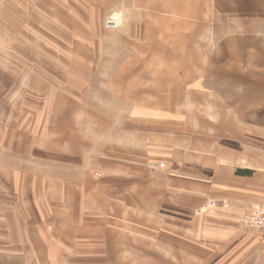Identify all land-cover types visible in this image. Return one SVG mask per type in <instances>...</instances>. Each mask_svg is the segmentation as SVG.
Returning a JSON list of instances; mask_svg holds the SVG:
<instances>
[{
  "label": "crops",
  "instance_id": "crops-1",
  "mask_svg": "<svg viewBox=\"0 0 264 264\" xmlns=\"http://www.w3.org/2000/svg\"><path fill=\"white\" fill-rule=\"evenodd\" d=\"M261 204L264 0H0V264H264Z\"/></svg>",
  "mask_w": 264,
  "mask_h": 264
},
{
  "label": "built area",
  "instance_id": "built-area-1",
  "mask_svg": "<svg viewBox=\"0 0 264 264\" xmlns=\"http://www.w3.org/2000/svg\"><path fill=\"white\" fill-rule=\"evenodd\" d=\"M108 27H117L118 23L114 21L113 18H109L106 22ZM165 164L162 162H150L149 163V168L150 169H161L164 168ZM217 206V201L216 200H211L208 203L209 208H215ZM206 211V209H199L197 213L202 214ZM244 224H246L249 227L256 228L259 231L264 233V204L261 205H252L249 210L247 215L243 219ZM27 264H41L39 261L36 259H30Z\"/></svg>",
  "mask_w": 264,
  "mask_h": 264
},
{
  "label": "bare ground",
  "instance_id": "bare-ground-1",
  "mask_svg": "<svg viewBox=\"0 0 264 264\" xmlns=\"http://www.w3.org/2000/svg\"><path fill=\"white\" fill-rule=\"evenodd\" d=\"M111 18H113L114 21H115L116 23H118V26L115 27V28L120 27V25L122 24L121 14H112V15L110 16V19H111ZM106 22H107V21H106ZM106 26H107V24H106ZM107 27H108V26H107ZM108 28H113V27H108Z\"/></svg>",
  "mask_w": 264,
  "mask_h": 264
},
{
  "label": "rangeland",
  "instance_id": "rangeland-1",
  "mask_svg": "<svg viewBox=\"0 0 264 264\" xmlns=\"http://www.w3.org/2000/svg\"><path fill=\"white\" fill-rule=\"evenodd\" d=\"M109 18H110V17H109ZM109 18H108V19H109ZM121 18H122V15H121ZM108 19H107V20H108ZM107 20H106V21H107ZM122 23H123V18H122ZM120 26H121V25H120Z\"/></svg>",
  "mask_w": 264,
  "mask_h": 264
}]
</instances>
